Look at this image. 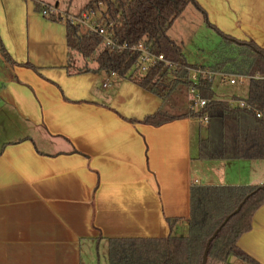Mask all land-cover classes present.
I'll return each mask as SVG.
<instances>
[{"label": "crops", "instance_id": "crops-1", "mask_svg": "<svg viewBox=\"0 0 264 264\" xmlns=\"http://www.w3.org/2000/svg\"><path fill=\"white\" fill-rule=\"evenodd\" d=\"M39 1L52 4L0 0V264H93L109 239L167 237L169 218L187 233L194 182L264 184L258 160L199 158L204 123H145L171 109L164 95L78 70ZM196 1L222 33L264 47V0ZM238 245L264 264V204Z\"/></svg>", "mask_w": 264, "mask_h": 264}, {"label": "trees", "instance_id": "trees-1", "mask_svg": "<svg viewBox=\"0 0 264 264\" xmlns=\"http://www.w3.org/2000/svg\"><path fill=\"white\" fill-rule=\"evenodd\" d=\"M102 5L105 10L95 26L106 30V36L113 41L111 45L104 44V34L86 30L68 19L49 18L65 23L70 63L83 58L86 64L78 70H87L88 65L94 63L98 70L116 73L168 98L167 104L173 110H159L144 119L147 124L160 126L181 118L200 121L207 117L208 122L200 121L208 130V136L199 141L202 160H264V118L256 117L254 112L264 108V47L253 40H237L222 33L208 22L204 9L196 0H90L77 16L93 13ZM189 5L200 11L207 25L223 39L214 54L213 64H190L182 47L169 35ZM140 43L151 54H162L165 58L145 73L140 70V53L131 49ZM193 70L204 72L197 75L196 83L191 80ZM215 74L247 78L248 95L239 101L246 102L249 108L217 99L213 88ZM190 85L206 100L203 107L182 109L180 101L171 96L173 91L187 95ZM243 201L240 210L234 213ZM263 204L264 184L194 182L186 234L175 233L178 219L169 218L171 232L167 237L109 239L108 263L203 264L208 241L221 228L210 243L206 264L209 261L235 264L233 258L238 260L236 264H261L245 253L238 241L251 230L253 216Z\"/></svg>", "mask_w": 264, "mask_h": 264}, {"label": "rangeland", "instance_id": "rangeland-1", "mask_svg": "<svg viewBox=\"0 0 264 264\" xmlns=\"http://www.w3.org/2000/svg\"><path fill=\"white\" fill-rule=\"evenodd\" d=\"M53 5L58 3V9L63 12H69L72 15H78L82 12L84 7L90 0H49ZM105 10V6L102 5L100 9L95 12L87 13L88 18L87 23H95L97 19L100 18L102 11ZM169 35L171 38L175 39L176 42L182 47L187 60L190 64L197 65H210L213 64L215 60V52L219 49L223 43L221 35L207 25L203 15L198 11L193 5L188 6L185 14L182 18H179L175 25L170 29ZM82 60L83 58H76L77 60ZM75 61V59H74ZM234 78L237 84H231L230 79ZM168 80V79H167ZM166 80V81H167ZM213 88L215 90L216 98L220 100L227 101L232 105H237L239 98L244 99L248 95L249 83L248 79L242 76H223V74H215L213 80ZM177 100L182 109L188 108V94H182L173 91L171 95ZM187 96V98H186ZM236 96L237 99L233 97ZM172 99V97H171ZM197 106V105H194ZM179 110L177 109V112ZM199 128V127H198ZM202 136H208L207 126L203 125L201 127ZM199 133L196 132L195 140H197ZM259 163H264V160L259 161ZM237 164H232L227 170L230 174H233L237 170ZM207 176V175H206ZM205 176V177H206ZM208 177V176H207ZM209 182L208 179H205ZM205 182V181H204ZM182 234H186L182 233ZM108 253L109 245L107 247H101L100 250H96L94 253L93 264H109L108 263ZM238 260L233 258V263H237ZM239 263H241L239 261ZM207 264H223L220 262L209 261Z\"/></svg>", "mask_w": 264, "mask_h": 264}, {"label": "built area", "instance_id": "built-area-1", "mask_svg": "<svg viewBox=\"0 0 264 264\" xmlns=\"http://www.w3.org/2000/svg\"><path fill=\"white\" fill-rule=\"evenodd\" d=\"M39 6H40L41 14L46 18L56 16V17L62 18V20L68 19V20H71L72 23L81 24L83 27H85L86 30L96 31V32H99V34H104L105 36L107 35L106 30L104 28H96L95 23L89 24L86 22V19L88 18V15L86 12L77 16V15L69 14V13L64 12V11L61 12L58 9L57 5L49 4L46 2H40L39 1ZM104 44L105 45L113 44V41L110 38V36L105 37ZM131 49L133 51H138L140 53V57H139L140 59L139 60L141 63L139 65H140V70L143 73L147 72L150 69V67L153 66L158 61H164L165 60V58L162 54H160V55L151 54L150 51L148 50V48L145 47L142 43L132 46ZM191 72H192L191 80L194 83L197 82V75L199 73L204 74L203 71H198V70H193ZM112 74L115 75L116 73H112ZM230 83L231 84H237V81L234 78H232V79H230ZM107 84H109V82H107L105 85H107ZM188 95H189L190 107H193L194 105H197L199 107H203L206 104V100L201 98V96L199 95V93L197 92L195 87L192 85L189 86ZM237 104L240 105L241 107H248L249 108V105H247V103L244 101H238ZM254 112H255L256 117L264 118V108L263 109H255ZM200 121L206 123V122H208V119H207V117H204Z\"/></svg>", "mask_w": 264, "mask_h": 264}, {"label": "water", "instance_id": "water-1", "mask_svg": "<svg viewBox=\"0 0 264 264\" xmlns=\"http://www.w3.org/2000/svg\"><path fill=\"white\" fill-rule=\"evenodd\" d=\"M244 201H245V200H244ZM244 201L239 205L238 209H237L234 213H236V212H238V211L240 210V208H241L242 204L244 203ZM234 213H233V214H234ZM220 229H221V228H219V229L216 231V233L213 235V237L208 241V244H207V247H206V251H205V256H204V262H203V264H206V262H207V252H208V249H209L210 243H211V241L213 240V238L217 235V233L219 232Z\"/></svg>", "mask_w": 264, "mask_h": 264}]
</instances>
